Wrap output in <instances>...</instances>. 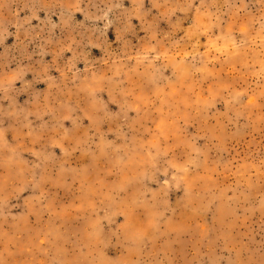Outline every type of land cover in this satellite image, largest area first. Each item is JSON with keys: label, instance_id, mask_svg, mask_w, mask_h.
<instances>
[{"label": "rangeland", "instance_id": "rangeland-1", "mask_svg": "<svg viewBox=\"0 0 264 264\" xmlns=\"http://www.w3.org/2000/svg\"><path fill=\"white\" fill-rule=\"evenodd\" d=\"M0 264H264V0H0Z\"/></svg>", "mask_w": 264, "mask_h": 264}]
</instances>
